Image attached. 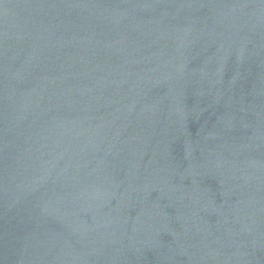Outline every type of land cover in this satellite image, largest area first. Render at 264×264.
I'll return each instance as SVG.
<instances>
[{
	"label": "water",
	"instance_id": "obj_1",
	"mask_svg": "<svg viewBox=\"0 0 264 264\" xmlns=\"http://www.w3.org/2000/svg\"><path fill=\"white\" fill-rule=\"evenodd\" d=\"M0 264H264V0H0Z\"/></svg>",
	"mask_w": 264,
	"mask_h": 264
}]
</instances>
